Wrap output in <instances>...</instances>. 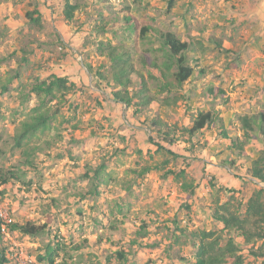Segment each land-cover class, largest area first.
<instances>
[{"label":"rangeland","instance_id":"374dc122","mask_svg":"<svg viewBox=\"0 0 264 264\" xmlns=\"http://www.w3.org/2000/svg\"><path fill=\"white\" fill-rule=\"evenodd\" d=\"M173 1L169 10V0H79L76 17L66 22L64 0H0V167L17 171L22 162L12 137L38 103L30 93L36 80L57 75L76 85L55 128L42 140L49 141L42 144L46 152L36 155L35 169L21 179L30 185L12 180L1 188L0 205L14 222L47 225L35 239L14 236L24 257L18 259L16 251L9 250V264H32L28 257L33 264H46L37 256L50 241L55 245L56 235L64 243L61 258L70 262L122 264L117 253L124 250L131 253L127 264H193L188 237L175 242L177 227L220 230L222 225L211 218L216 201L244 205L256 188L264 187L249 180L250 161L233 155L229 140L220 134L224 124L229 135H241L236 115L264 110V0H250L257 8L246 13L236 5L229 12L221 9L222 3L242 0ZM36 9L42 27L26 18ZM126 15L133 17L136 32L125 29ZM144 25L193 44L189 63L195 74L183 86L186 98L173 111L152 105L134 114V109L113 101L111 88L96 85L97 78L86 69L104 60L96 49L100 40L134 47L137 58L158 46L138 40ZM210 88L225 94L214 97ZM200 111H214L221 121L191 139L184 128ZM155 116L175 129L180 141L170 144L150 132V121H145ZM150 137L182 158L174 161L157 153ZM263 148L256 140L246 147L250 156ZM166 159V170H186L194 194L182 192L174 175L163 178L165 170L141 178L134 174L147 162ZM226 159H235V165L225 164ZM101 165V179L107 183L93 184ZM93 185L98 187L95 193L90 192ZM236 240L245 264H261L250 246ZM77 245L83 249L77 251ZM261 246L257 243L254 250Z\"/></svg>","mask_w":264,"mask_h":264},{"label":"trees","instance_id":"16d2710c","mask_svg":"<svg viewBox=\"0 0 264 264\" xmlns=\"http://www.w3.org/2000/svg\"><path fill=\"white\" fill-rule=\"evenodd\" d=\"M173 4L174 1L169 0V10ZM79 10V0H64L63 14L66 22L73 21ZM26 18L30 23L42 27L41 13L38 9L27 12ZM132 18L126 15L124 21L128 24L125 29L133 33L138 27L135 22L131 23ZM138 40L141 42L147 40L148 43L158 44V46L150 48L137 58L134 56V47L128 50L123 44L113 45L111 41L100 40L96 49L104 57V60L96 68L85 65L86 69L89 74L97 78L96 85L102 86L105 83L106 87L111 88L110 98L113 101L134 109V114H138L152 105H158L163 110L173 111L186 98L182 93L183 86L192 80L195 74L194 67L189 63V55L194 51L193 44L190 40H182L175 33L145 25L138 32ZM137 50L136 47V53ZM146 70L147 75L145 74ZM18 77H20L19 74L15 78ZM75 86L68 77L57 75H51L44 79L38 78L33 84L30 93L36 95L38 103L19 123L12 137V148L19 149L23 159L17 171L12 169L5 171L0 167V195L4 193L1 188L12 180L30 185L31 181H22V177L27 171L35 169L36 155L46 152L42 144H49V141L44 140L42 143V140L55 128L61 107L67 102V96ZM7 89L4 87L3 91L5 92ZM209 91L213 93L214 89L210 88ZM219 94H225V91L218 89L214 97ZM236 120L240 125L241 135H229L222 124L220 125L221 137L229 140L228 149L233 155L250 161L247 173L249 180L254 181L257 185L264 184V148L255 156L248 155L246 149L254 140L261 142L264 146V110L252 114H237ZM220 121L221 118L214 111H200L191 120V126L185 127L184 130L192 139L199 133L213 128ZM145 123H149V131L156 132L161 141L170 144L180 141L176 130L160 116H155L152 119L147 118ZM150 141L157 148V153L169 155L174 161L182 158L181 155L163 144L156 143L151 137ZM169 163L170 159L154 165L147 162L140 169H135L134 174L137 178H141L153 171L165 170L163 178L174 175L175 179L181 183L182 192L190 190L191 194H194L195 190L187 180L186 170H166ZM224 163L235 165L236 161L235 159H226ZM103 169L104 165H101L94 171L93 184L95 181L98 184L107 183L101 179ZM97 189V185H93V190L90 192L95 193ZM188 197L191 196L188 194ZM211 218L222 225L220 230L200 228L188 231L187 227L185 229L177 227L176 229L180 235L176 234L175 242H178L180 236L185 235L194 249L193 264H245V259L241 254L242 246L236 238H241L243 245L250 246V254L258 260L261 259V264H264V247H262L264 246V187L256 188L244 205L235 206L233 201H216ZM2 224L3 219L0 217V264H9L11 259L8 256L10 249L8 242L10 241L1 233ZM8 226L11 237L21 234V236L35 239L45 232L47 225L14 222ZM146 234L138 232V235L145 236ZM54 239H56L55 245L50 241L44 246L42 253L37 256L39 262L85 264L81 261L76 263L70 262L67 258H61L60 254L64 250L63 240L59 235H56ZM259 242L262 243L260 251H255L254 248ZM132 244L141 246V243L136 240H133ZM75 249L81 251L83 248L77 245ZM117 255L122 264H127L131 258L129 257L131 253L124 250L118 251Z\"/></svg>","mask_w":264,"mask_h":264},{"label":"crops","instance_id":"0c3cea01","mask_svg":"<svg viewBox=\"0 0 264 264\" xmlns=\"http://www.w3.org/2000/svg\"><path fill=\"white\" fill-rule=\"evenodd\" d=\"M216 1H218V0H216ZM251 4H252V1H250V0H242V2H239L237 4H236L235 1H233V2L227 1V3H225V4L222 3L221 9L224 12H226V11L229 12V11H231V7L236 5L238 7V10H240L241 12H244V13L251 12L250 11L251 9L253 11H255V9L257 8L256 4H252V8L250 6ZM186 20H187V18H186ZM19 235L21 236V234H19ZM14 236H17V235L15 234ZM14 236H12L10 239H8V240H10V242H8L9 243V248H10L9 250L17 251L16 252V256H18V259H22L23 260V257H24L23 256V250L19 247V245L18 246L16 245L15 241L13 240ZM17 249H19V250H17ZM28 261L33 264V260L29 259V257H28ZM20 264H26V263L21 261Z\"/></svg>","mask_w":264,"mask_h":264},{"label":"built area","instance_id":"2783aa9c","mask_svg":"<svg viewBox=\"0 0 264 264\" xmlns=\"http://www.w3.org/2000/svg\"><path fill=\"white\" fill-rule=\"evenodd\" d=\"M0 217L3 219V224L1 228V233L6 236V238L10 239L11 234L9 232L10 224L14 223L13 218L8 214V212L4 209L3 206L0 205Z\"/></svg>","mask_w":264,"mask_h":264},{"label":"clouds","instance_id":"9594fccd","mask_svg":"<svg viewBox=\"0 0 264 264\" xmlns=\"http://www.w3.org/2000/svg\"><path fill=\"white\" fill-rule=\"evenodd\" d=\"M6 239H8V238H6ZM18 257V256H17ZM29 262V261H28Z\"/></svg>","mask_w":264,"mask_h":264}]
</instances>
